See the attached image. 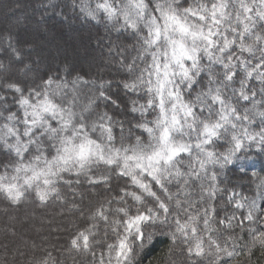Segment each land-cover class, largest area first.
<instances>
[{
	"label": "snow or ice",
	"instance_id": "6c2138e0",
	"mask_svg": "<svg viewBox=\"0 0 264 264\" xmlns=\"http://www.w3.org/2000/svg\"><path fill=\"white\" fill-rule=\"evenodd\" d=\"M71 7L107 33L95 72L42 66L29 41L0 30V201L73 218L64 243L33 244L24 264H143L162 240L156 264H258L264 0Z\"/></svg>",
	"mask_w": 264,
	"mask_h": 264
},
{
	"label": "trees",
	"instance_id": "16d2710c",
	"mask_svg": "<svg viewBox=\"0 0 264 264\" xmlns=\"http://www.w3.org/2000/svg\"><path fill=\"white\" fill-rule=\"evenodd\" d=\"M0 1L3 2V0ZM2 2H0V8L7 11L9 18L7 23H3L0 17V30L11 29L14 33L18 32L22 40L33 41L34 44L30 43L34 49L33 59L40 60L42 66L44 63H50L53 67H63L67 62L76 70L88 72L91 66L92 72H95L96 65L102 63L103 58L107 56V49L102 46V43H107V33L103 25L96 21L89 22L78 16V10H73L71 7L72 0H66L68 6L63 9L64 15H54L51 9L45 11L41 0H21L19 2L21 6L16 4L15 9L8 5V0H4L3 4ZM44 2L46 3L47 0ZM55 2L61 3L62 0H55ZM27 10L30 14L24 16L23 24L12 29L10 20L13 24H17L22 19L23 11ZM49 22L52 24L57 22L59 26L48 25ZM32 24L36 26L33 27ZM42 26L43 30L48 29L44 33L40 29ZM245 194L252 193L245 188ZM6 208L7 212H5ZM60 212L61 209L55 204H50L47 208H39L26 202L17 209L0 201V260H12L13 250L19 248L26 255L23 257L17 255L15 258L24 264L31 258L30 253L39 251L32 248L33 244L51 250V244L64 243L66 233L60 229L66 227L73 218L67 212L61 216ZM10 216L16 217V221H10ZM45 237L47 240L44 239ZM168 243L167 240L158 242L147 254L143 264H150V262L156 264ZM4 244L9 245L10 251L7 254L4 252ZM54 254L59 255L57 252ZM76 259L80 264H86L83 257L77 256ZM254 259H258V264H264V258H260V253H257ZM66 264H73L70 257L67 258Z\"/></svg>",
	"mask_w": 264,
	"mask_h": 264
},
{
	"label": "rangeland",
	"instance_id": "374dc122",
	"mask_svg": "<svg viewBox=\"0 0 264 264\" xmlns=\"http://www.w3.org/2000/svg\"><path fill=\"white\" fill-rule=\"evenodd\" d=\"M9 1V4L8 5H11L12 6V8L13 9H15L16 8V4H17V6H21L20 4H19V2H21V0H8ZM0 2H2V1H0ZM3 2H4V0H3ZM3 2H2V4H3ZM7 11H5V10H3V8H0V17L2 18V20H1V22H5V23H7L8 22V14L6 13ZM23 13L24 14H22V19L17 23V24H13V22L10 20V22H11V26H12V29H14L16 26H20V25H22L23 24V18H24V16H29V11L27 10V11H23ZM7 16V17H6ZM31 18H32V15H31ZM45 23H47V21H45ZM55 24H52V23H48V25H56V26H59L58 25V23L57 22H54ZM43 26H46V24H42ZM31 26H36L35 24H32ZM41 27L40 29H42V31H43V33H44V31H47L48 29H45V30H43L44 29V27ZM62 28H63V26H62ZM31 44H34V42L33 41H31L30 42Z\"/></svg>",
	"mask_w": 264,
	"mask_h": 264
}]
</instances>
